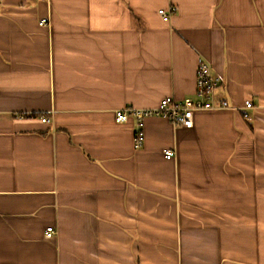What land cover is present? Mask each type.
I'll list each match as a JSON object with an SVG mask.
<instances>
[{
    "label": "crops",
    "instance_id": "1",
    "mask_svg": "<svg viewBox=\"0 0 264 264\" xmlns=\"http://www.w3.org/2000/svg\"><path fill=\"white\" fill-rule=\"evenodd\" d=\"M0 264H264V0H0Z\"/></svg>",
    "mask_w": 264,
    "mask_h": 264
},
{
    "label": "built area",
    "instance_id": "2",
    "mask_svg": "<svg viewBox=\"0 0 264 264\" xmlns=\"http://www.w3.org/2000/svg\"><path fill=\"white\" fill-rule=\"evenodd\" d=\"M177 11V8L171 7L169 11L161 9L159 15L164 20H169L171 16ZM46 20L40 22L45 26ZM196 94L195 98H187L183 100H175L171 97L164 98L156 108L149 110L138 109H120L116 113V120L118 122H127L129 118H133L136 122L134 130V149H140L145 141V123L146 119L152 116L165 118L169 120L174 126L183 127L186 130H192L194 127V113L196 112H219L220 110L232 109L225 100L216 101L215 92L219 87L220 79L213 76L209 64L200 62L196 71ZM236 110H244V117L248 118L247 112L256 109L254 103L250 100L246 101L242 108H235ZM42 122L49 123V120L42 119ZM164 157L166 160H172L175 157V152L172 149L164 150ZM55 227L47 228L45 232L46 239H52L55 234Z\"/></svg>",
    "mask_w": 264,
    "mask_h": 264
}]
</instances>
